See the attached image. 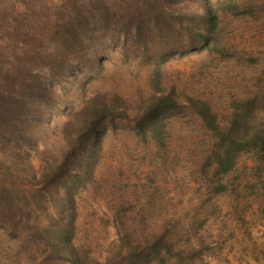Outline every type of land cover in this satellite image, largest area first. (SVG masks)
<instances>
[{
	"label": "rangeland",
	"instance_id": "1",
	"mask_svg": "<svg viewBox=\"0 0 264 264\" xmlns=\"http://www.w3.org/2000/svg\"><path fill=\"white\" fill-rule=\"evenodd\" d=\"M65 1L89 11L76 32L36 18ZM207 1L212 28L203 22L205 0H0L8 15L0 44L11 33L8 46L21 47L0 63V81L11 75L9 88L33 123L0 127L7 128L0 134V264H68L33 240L19 192L38 203L33 215L44 223L59 214L62 182L42 177L55 175L63 155L81 152L79 131L101 98L125 106L128 116L96 125L99 163L74 195L73 243L81 255L116 264L133 238L158 232L200 255L151 264H264V185L232 188L222 156L238 115L239 129L249 132L243 122H253L257 104L256 126L264 124V0ZM16 24L20 34L2 33ZM195 32L205 35L203 46ZM28 91L46 97L31 100ZM170 96L175 105L150 121L157 100ZM18 128L34 146L20 141ZM248 151L235 155L246 160ZM16 155L32 170L22 172ZM8 216L25 220L16 233Z\"/></svg>",
	"mask_w": 264,
	"mask_h": 264
},
{
	"label": "trees",
	"instance_id": "2",
	"mask_svg": "<svg viewBox=\"0 0 264 264\" xmlns=\"http://www.w3.org/2000/svg\"><path fill=\"white\" fill-rule=\"evenodd\" d=\"M209 4L211 3H209V1L206 2V0L203 4L206 10L203 22L212 28L214 25L215 16L209 9ZM56 9L57 10L53 11L51 14L47 11H37V13H35L37 15L36 18L39 21H41L40 18H42V21L46 23H50L51 18H54L55 24L62 23L65 26V30L71 31L72 33L74 31L76 32V30L81 28L82 24L87 22H81V19L88 16L89 13V11L84 10L81 5L74 7V5H71L65 1V3L59 4ZM90 16H92V13L89 14V19ZM7 18L8 15H6L5 10L0 11V21L8 24ZM77 22H80V24ZM21 30L22 26L16 24L10 28H3L2 33L7 31L18 35L20 34ZM188 30L191 32V28ZM195 35L198 38V43L200 46H203L207 42L205 35H200L198 32H195ZM14 37L15 36L10 33V35H7L8 41L5 42V45L0 44V63L6 60V58L9 56V53H11L10 55L13 56L17 54L19 49H21V47L15 43L14 48H10V46H8L13 43L12 40ZM10 77V74H5L3 80L0 81V127L2 124L13 127L15 125L24 126V124H27L32 129V120L30 118L28 119L27 117L29 112L28 107L23 104L24 100L20 99V97L14 96V91L12 92V90L9 88L11 84V80H9ZM27 93L26 96H28V98L31 100L45 99L46 97V95L44 96L43 92L36 93L35 91H28ZM118 100L122 101V99H116V101ZM173 105H175V102L171 96L158 99L154 107L151 108V111L148 112L149 115L152 113L150 115V121H159L161 109H167ZM101 106L102 108L99 110L97 107L93 108L92 106V121L89 120L87 122V127L84 126L79 131L80 137L77 144L80 146L81 152L78 154L71 151L69 154L63 155L55 166V175L52 178L46 176L42 177V180H45V183L50 182L54 178H58V180H61L62 182L61 186L63 188V196L61 198L62 200L60 204L62 205V208L57 210V213L59 214H57L55 217L50 216L49 221L44 223L42 219L36 215H33L37 208H39L38 203L34 202L33 200H29L27 196L24 195V193L19 192V195H23V200H21L22 210L23 206L26 208L25 210L29 209L27 211V220L24 221L26 229L31 231L30 235L33 237V240L44 244V247H47V250L52 253V256L55 260H59L68 264H102L98 263V260L94 258L82 256L79 248H77L73 243V228L75 222L74 195L77 189L82 187L86 181L94 176L99 163L100 152L98 148L99 141L97 138L98 131H96V125L102 124L107 118L117 119L126 118L128 116L125 106L118 107L120 105L112 106L106 104L103 98H101ZM252 109L254 116L257 118L260 111L258 105H252ZM22 114H24V118L20 121V116ZM241 116L242 113L236 117V122H234V128H236V131L235 129L233 130V137L230 136L231 132H227L226 136L224 137L225 140H227V149H225L222 156L229 158L230 164V168L225 173V176H229V174L234 175L233 180L231 181L232 188L238 189L241 187V184H243L244 186H249L255 191L258 188L262 189L259 184L264 185V124L261 123L260 127L256 126L258 125V123H256L258 119L252 117L253 122L250 125H246L243 122V127L247 128L249 131L245 132L244 130L239 129L240 123L237 120H239ZM85 118L87 117L85 116ZM137 127L141 129V124L138 123ZM4 130L6 132L7 128H0V134L3 133ZM15 131L17 132L21 142L23 141L27 143L28 146H34L35 141L32 138H29L30 134L26 135V132L22 133L21 128H18ZM12 138L14 141H18L15 137H10L9 140L12 141ZM231 146L233 147V150ZM246 147H250V151L247 153H250L249 158L245 160L243 157H240L239 154L235 155L236 151ZM16 158V160L19 161L18 168L22 172L26 173L29 170H32V167L28 165L22 157L16 155ZM221 160L222 157L219 159V161ZM256 170L262 172V178L260 176H254ZM222 188H225V186ZM261 196L264 200V196ZM10 206V209L12 208L15 210V207H12L14 205ZM24 221L20 220L19 217L18 219H15L8 216L6 219L9 228H11L14 233H16V228L18 229V226ZM143 240H145V242H143ZM143 240L139 242V240L133 238V240H131L125 248L121 249L118 255L119 261L116 264H151L154 259H159L162 261L167 258L166 256L170 255L177 257H181V255H194L195 257L200 255L198 250L194 247L185 250L181 249L175 244V241H173L171 237L167 238V236L165 237V235L162 233H152L149 238L146 237V239Z\"/></svg>",
	"mask_w": 264,
	"mask_h": 264
}]
</instances>
